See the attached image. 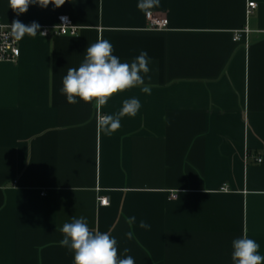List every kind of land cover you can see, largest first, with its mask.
<instances>
[{
	"label": "crops",
	"instance_id": "obj_1",
	"mask_svg": "<svg viewBox=\"0 0 264 264\" xmlns=\"http://www.w3.org/2000/svg\"><path fill=\"white\" fill-rule=\"evenodd\" d=\"M138 2L66 0L17 16L0 0L5 25L68 16L81 28L25 35L18 62L0 63V264H73L60 229L81 216L136 264H232L244 235L264 255V0H160L151 14L166 30L151 29ZM249 3L258 5L250 15ZM99 38L121 62L150 58L151 79L102 107L142 105L111 136L97 133L93 104L60 92Z\"/></svg>",
	"mask_w": 264,
	"mask_h": 264
},
{
	"label": "clouds",
	"instance_id": "obj_2",
	"mask_svg": "<svg viewBox=\"0 0 264 264\" xmlns=\"http://www.w3.org/2000/svg\"><path fill=\"white\" fill-rule=\"evenodd\" d=\"M11 8L17 16L28 11L30 5H38L47 8L50 4L55 8L61 7L66 0H8ZM160 6V0H139L137 8L145 15H150L151 10ZM11 34L15 40H22L25 35L35 37L38 34L45 36L40 31L41 25L33 21L24 24L20 20H13L10 24ZM114 46L103 38L88 45L83 62L78 68L70 67L63 77L61 94L65 95L69 104L75 105L78 99L93 104L96 110L97 133L111 136L121 127V118L135 117L142 105L138 98L125 99L122 108L116 114L104 115L102 107L108 103L110 97L118 92L133 87L145 85V76L151 71L150 58L146 51L140 54L132 62H121L119 57L113 55ZM141 91L151 93L148 86H143ZM126 223L131 228L136 223V217L126 218ZM139 227L145 230L150 225L145 221L139 222ZM60 232L63 239L59 241L61 247L67 248L73 255V264H136L131 255L123 258L119 255L118 241L110 232H101L89 227L85 217H72L71 222L63 224ZM127 239H134V232L125 233ZM260 245L247 235L237 238L232 242V264H262L264 255L259 254ZM123 252H130L124 248Z\"/></svg>",
	"mask_w": 264,
	"mask_h": 264
},
{
	"label": "built area",
	"instance_id": "obj_3",
	"mask_svg": "<svg viewBox=\"0 0 264 264\" xmlns=\"http://www.w3.org/2000/svg\"><path fill=\"white\" fill-rule=\"evenodd\" d=\"M256 3H249L248 15L252 14L257 9ZM150 23V28L153 30H166L169 27V21L167 19H160L155 17L153 14L147 15ZM81 30L80 27L76 26L74 22L68 16L60 17L58 23L52 27L41 28L40 31L45 32V38L50 36H61V37H75ZM242 40V34L235 36V41L240 42ZM20 40L17 41L11 34V27L5 25L0 21V63H11L16 64L20 58ZM257 163H262V158L256 159ZM172 199H176L177 195H172ZM100 206H109L108 197L98 198Z\"/></svg>",
	"mask_w": 264,
	"mask_h": 264
}]
</instances>
